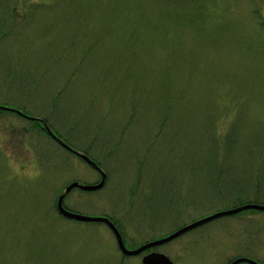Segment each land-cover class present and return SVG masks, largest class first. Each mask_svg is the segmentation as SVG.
<instances>
[{"label":"rangeland","instance_id":"1","mask_svg":"<svg viewBox=\"0 0 264 264\" xmlns=\"http://www.w3.org/2000/svg\"><path fill=\"white\" fill-rule=\"evenodd\" d=\"M0 264H264V0H0ZM237 264H251L242 260Z\"/></svg>","mask_w":264,"mask_h":264},{"label":"water","instance_id":"2","mask_svg":"<svg viewBox=\"0 0 264 264\" xmlns=\"http://www.w3.org/2000/svg\"><path fill=\"white\" fill-rule=\"evenodd\" d=\"M0 108H4V109H11L16 111L19 114H22V112H20L17 109H13L10 107H5L0 105ZM42 124L43 127L47 130V132L53 137L55 138L60 144H62V146L70 149L72 152H74L75 154H77L78 156H80L82 159H84L88 164H90L91 166L95 167L96 169H98L101 173V179L99 180V182L94 183V184H87V183H81L79 181H72L69 184H67L62 191L59 193V195L57 196L56 199V208L58 210V212L61 215H64L68 218L74 219V220H79V221H97V222H103L105 223L113 232L117 245L120 249V251L125 254V255H133V254H138L142 251H144L147 248L159 245L161 243H164L166 241L171 240L172 238L178 236L179 234L185 232L188 229H191L199 224H202L206 221H209L213 218H216L218 216L221 215H226V214H232V213H236L239 212L241 210L244 209H248V208H254V209H259V210H264V205L262 204H256V203H247V204H242L230 209H225V210H221L218 211L216 213H213L209 216H206L204 218H201L199 220H196L190 224H187L181 228H179L178 230L172 232L171 234L163 237V238H159L156 240H151L148 242H145L144 244L140 245L139 247L135 248V249H128L123 241L122 235L119 231V229L117 228V226L113 223V221L108 217V216H87V215H83L77 212H73L69 209H67L64 204H63V199L65 197V195L74 187H78L79 189L82 190H95V189H99L103 186L104 182H105V178H106V174L105 172L99 167V165L92 159L90 158L87 154L74 150L73 148H71L66 142H64L63 140H61L59 137H57L52 131L51 128L49 127V125L41 118H37ZM242 260H246L248 262H250L251 264H261L259 262H257L256 260L253 259H244V258H236L234 260H232L229 264H237L238 262L242 261ZM141 264H173L171 262V260L163 253L158 252V251H150L146 254H144L142 256L141 259Z\"/></svg>","mask_w":264,"mask_h":264},{"label":"flooded vegetation","instance_id":"3","mask_svg":"<svg viewBox=\"0 0 264 264\" xmlns=\"http://www.w3.org/2000/svg\"><path fill=\"white\" fill-rule=\"evenodd\" d=\"M40 124H41V127L47 132V130L43 127V124L39 121V120H37ZM64 141V140H63ZM62 145V144H61ZM90 165V164H89ZM91 166V165H90ZM92 168H94V170H96L100 175H101V173H100V171L98 170V169H96L95 167H93V166H91ZM106 180V179H105ZM97 183V182H96ZM114 222V221H113ZM115 223V222H114ZM116 225V224H115ZM149 251H152V250H147L145 253H147V252H149ZM144 252V251H143Z\"/></svg>","mask_w":264,"mask_h":264},{"label":"trees","instance_id":"4","mask_svg":"<svg viewBox=\"0 0 264 264\" xmlns=\"http://www.w3.org/2000/svg\"><path fill=\"white\" fill-rule=\"evenodd\" d=\"M5 110H8V109H5Z\"/></svg>","mask_w":264,"mask_h":264}]
</instances>
